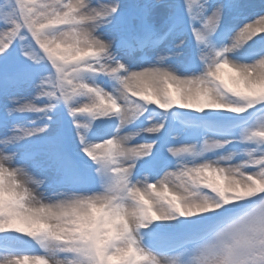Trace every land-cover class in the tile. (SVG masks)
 I'll return each mask as SVG.
<instances>
[{"label":"snow or ice","instance_id":"6c2138e0","mask_svg":"<svg viewBox=\"0 0 264 264\" xmlns=\"http://www.w3.org/2000/svg\"><path fill=\"white\" fill-rule=\"evenodd\" d=\"M238 222L264 264V0H0V264H189Z\"/></svg>","mask_w":264,"mask_h":264},{"label":"clouds","instance_id":"9594fccd","mask_svg":"<svg viewBox=\"0 0 264 264\" xmlns=\"http://www.w3.org/2000/svg\"><path fill=\"white\" fill-rule=\"evenodd\" d=\"M19 181V191L23 192L25 182L22 178H16ZM11 187V185H10ZM8 189H5L7 195ZM30 208L40 210L42 202L34 196L28 200ZM129 207H131L129 205ZM72 205H65L64 207L52 206L49 208L45 203L43 205V212L38 211L35 215L39 218L33 219L30 227L34 229L46 228L48 224L55 227L57 233L64 230L65 218L71 219L74 213ZM84 211V209H80ZM90 215L100 216L104 215L102 207H94L91 209ZM131 220V217H129ZM43 221V222H42ZM248 226L243 222H238L228 229L221 237H214L206 241L200 249L196 250L189 259V264H239V258L243 256L246 251L245 237H250L251 233L247 230ZM111 234L110 232L108 233ZM102 243V241H101ZM54 264H64L63 261H54ZM159 264H169L165 258H160Z\"/></svg>","mask_w":264,"mask_h":264}]
</instances>
